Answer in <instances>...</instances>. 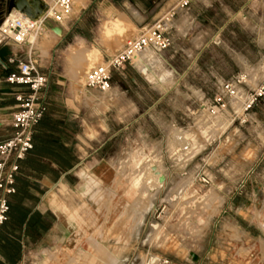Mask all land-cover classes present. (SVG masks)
<instances>
[{"label": "rangeland", "instance_id": "rangeland-1", "mask_svg": "<svg viewBox=\"0 0 264 264\" xmlns=\"http://www.w3.org/2000/svg\"><path fill=\"white\" fill-rule=\"evenodd\" d=\"M81 7L84 0H75L73 16ZM94 8L78 30L94 29L112 55L138 34L129 23L123 29L112 22L106 29L110 16ZM33 32L26 45L32 54L78 71L82 95L74 97L80 124L92 134L82 130L83 164L72 187L59 189L57 198L70 214L81 208L97 256H116L115 264H191V254L197 260L217 254V264H264V0H190L188 10L174 17L168 49L138 56L151 59L137 58L125 67L128 79L117 72L110 91H90V99L83 98V82L89 69L104 62L94 49L99 47L68 46L70 38L52 46L43 23ZM174 133L189 146L175 141ZM100 164L106 165L98 172L110 180L97 187ZM145 165L140 183L145 176L163 181L151 190L145 179L134 191L127 183ZM122 205H128L123 213ZM64 217L73 232L75 224ZM48 264L106 263L77 247Z\"/></svg>", "mask_w": 264, "mask_h": 264}, {"label": "crops", "instance_id": "crops-1", "mask_svg": "<svg viewBox=\"0 0 264 264\" xmlns=\"http://www.w3.org/2000/svg\"><path fill=\"white\" fill-rule=\"evenodd\" d=\"M173 5L167 6L163 0H149L138 4L129 0H122L120 3L115 0H84L80 15H72L73 20L68 23L69 26L60 29L61 36L52 32V29L57 27L53 21L44 19L42 23L51 33L47 36V42L52 46L70 38L68 46H72L74 42L86 49L98 46L99 48L94 49L105 61L112 56V52L98 43L95 30H78L87 10L94 6L96 13L110 16L104 19L103 25L106 29L111 28L112 22H121L123 29L129 23L139 34ZM11 11L16 10H9L8 0H0V20ZM34 57L40 59L36 60ZM41 57L32 54V48L26 45L17 46L5 40L0 41V142L15 133L10 118L18 109L16 96L27 94L29 91L27 86L7 82V78L17 75L18 63L27 59L36 63L39 61L37 67L47 77V84L41 92L45 112L33 127L32 149L18 162L15 193L7 198L9 209L0 228V264H48L56 256H65L77 247L83 248L106 264H115L116 256H97V245L85 228L87 223L81 215V208L70 214L57 198L59 189L72 187L83 164L82 130L92 133L84 123L80 124L81 108L74 97L75 94L78 97L82 95L75 82L78 71L71 67L67 70L63 67L56 68L49 59ZM128 72V69L123 70V79H128ZM116 73L113 72L112 75ZM83 95V98L90 99V91H85ZM104 165L106 164H100L95 170L99 179L97 187L110 180L106 173L98 172V168ZM125 207L128 205L121 206L122 213ZM64 216H68L75 224L73 232L71 224ZM65 243L62 252L50 257V254H56ZM180 259L181 262H187L183 257ZM153 261L154 259L150 260L151 263ZM217 262V254H212L204 258L198 257V260L191 264Z\"/></svg>", "mask_w": 264, "mask_h": 264}, {"label": "built area", "instance_id": "built-area-1", "mask_svg": "<svg viewBox=\"0 0 264 264\" xmlns=\"http://www.w3.org/2000/svg\"><path fill=\"white\" fill-rule=\"evenodd\" d=\"M41 2L45 5V9L40 17L41 20L36 24V30L40 28L44 19L53 20L60 29L69 23L75 0H41ZM189 6L190 0H177L155 22L127 40L122 48L108 57L102 65L89 69L84 77V91L107 94L111 89L113 72L123 71L144 53L168 49L172 44L171 31L174 28V17L186 12ZM7 39L17 46L31 45V42ZM7 82L27 86L29 91L27 94L16 96L18 109L10 118V124L15 129V133L12 137L0 142V228L6 220L9 209L7 198L15 193L14 183L18 162L32 149L33 127L45 112L41 92L47 84V77L39 71L36 61L27 59L25 62L18 63V74L9 76ZM225 89L228 93L233 92L230 84H226ZM220 101V98L214 100V108H218ZM252 102L253 100L248 102L246 109Z\"/></svg>", "mask_w": 264, "mask_h": 264}, {"label": "bare ground", "instance_id": "bare-ground-1", "mask_svg": "<svg viewBox=\"0 0 264 264\" xmlns=\"http://www.w3.org/2000/svg\"><path fill=\"white\" fill-rule=\"evenodd\" d=\"M40 20L41 19L39 18L38 21L35 22V20H31L30 18L25 17L24 15L20 14L17 11H11L10 13H8L4 17L3 21L0 24V41L7 39V38H11V39L16 40L18 42H22V41L32 42V41H34L35 33L33 31L36 28V24ZM149 59H151V57L141 56L138 58V63H142L143 61H148ZM254 75L256 76V74H253V76ZM182 137L183 136L180 135L179 133H174L175 141L180 143L182 146H186V145L189 146V144H187V141L184 139V137L183 138ZM183 149H185V148H183ZM149 165H145L144 167H142V169L138 172L137 175L130 177L127 184L132 190L136 191L138 188H140V186H142L140 184L145 181L146 176H145V179L143 178L144 181H142L141 183L139 181H141V177L144 176L143 174L146 173L145 171H147L146 170L147 168L149 169L151 175L155 176L158 174V171L156 172V167L152 166V164H151V166H149ZM146 166H149V167L146 168ZM146 175H147V173H146ZM161 178H163V176H160L159 179L157 180L158 182H160V184H159L156 181L150 182L151 179L149 177L145 181L146 185L149 184L151 187V184L156 182L155 184L157 185V183H158L160 186L162 183ZM152 187L154 189V186H152ZM152 187L150 188L151 190H152ZM157 187H158V185H157ZM61 206L62 205H60V207ZM60 256H62V255H60Z\"/></svg>", "mask_w": 264, "mask_h": 264}, {"label": "water", "instance_id": "water-1", "mask_svg": "<svg viewBox=\"0 0 264 264\" xmlns=\"http://www.w3.org/2000/svg\"><path fill=\"white\" fill-rule=\"evenodd\" d=\"M8 7L9 10L14 9L25 17L35 21L42 16L45 9V5L41 0H8ZM52 32L57 36H61V30L58 27H54ZM161 179L163 181V178ZM190 257L193 262L197 261V257L194 254H191Z\"/></svg>", "mask_w": 264, "mask_h": 264}]
</instances>
